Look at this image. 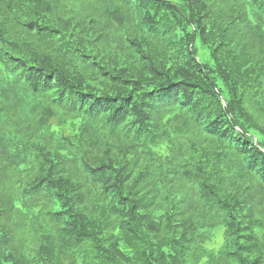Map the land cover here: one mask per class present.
<instances>
[{
	"label": "trees",
	"instance_id": "obj_1",
	"mask_svg": "<svg viewBox=\"0 0 264 264\" xmlns=\"http://www.w3.org/2000/svg\"><path fill=\"white\" fill-rule=\"evenodd\" d=\"M0 264H264V0H0Z\"/></svg>",
	"mask_w": 264,
	"mask_h": 264
},
{
	"label": "rangeland",
	"instance_id": "obj_2",
	"mask_svg": "<svg viewBox=\"0 0 264 264\" xmlns=\"http://www.w3.org/2000/svg\"><path fill=\"white\" fill-rule=\"evenodd\" d=\"M198 55L202 62L212 65L210 51L200 42L197 43Z\"/></svg>",
	"mask_w": 264,
	"mask_h": 264
}]
</instances>
